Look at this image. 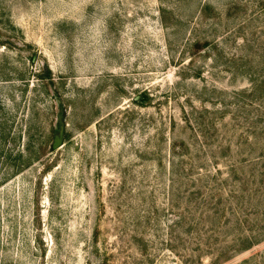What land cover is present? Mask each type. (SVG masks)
<instances>
[{
  "label": "rangeland",
  "instance_id": "1",
  "mask_svg": "<svg viewBox=\"0 0 264 264\" xmlns=\"http://www.w3.org/2000/svg\"><path fill=\"white\" fill-rule=\"evenodd\" d=\"M0 264H264V0H0Z\"/></svg>",
  "mask_w": 264,
  "mask_h": 264
},
{
  "label": "water",
  "instance_id": "2",
  "mask_svg": "<svg viewBox=\"0 0 264 264\" xmlns=\"http://www.w3.org/2000/svg\"><path fill=\"white\" fill-rule=\"evenodd\" d=\"M61 142H62L61 138H57V139L55 140L53 146H54V147H58V146L61 144Z\"/></svg>",
  "mask_w": 264,
  "mask_h": 264
},
{
  "label": "trees",
  "instance_id": "3",
  "mask_svg": "<svg viewBox=\"0 0 264 264\" xmlns=\"http://www.w3.org/2000/svg\"><path fill=\"white\" fill-rule=\"evenodd\" d=\"M256 87H257V85H255V87H253L251 90L255 92V88H256ZM244 92H245V91H244ZM16 172L19 173L20 171H16ZM8 179H9V177H6V178L4 179V181H6V180H8Z\"/></svg>",
  "mask_w": 264,
  "mask_h": 264
}]
</instances>
